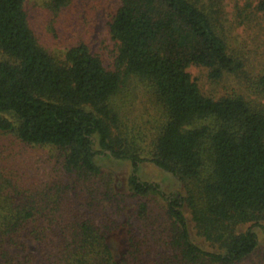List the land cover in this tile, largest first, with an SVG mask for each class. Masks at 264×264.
Segmentation results:
<instances>
[{"label":"trees","instance_id":"16d2710c","mask_svg":"<svg viewBox=\"0 0 264 264\" xmlns=\"http://www.w3.org/2000/svg\"><path fill=\"white\" fill-rule=\"evenodd\" d=\"M221 28L203 0H120L109 24L118 43L112 70L86 44L57 60L39 44L25 0H0V136L57 150L82 181L100 177L103 158L129 161V195L142 200L143 213L148 197L160 198L167 228L149 258L128 224L102 227L80 213L69 185L30 188L0 168V264H239L256 251L254 229L264 235V105L238 93L206 95L189 72L206 68L216 80L242 71ZM128 78L144 83L163 111L147 156L115 133L113 100ZM146 161L177 177L184 193L141 179ZM105 189L106 200L118 196L109 183Z\"/></svg>","mask_w":264,"mask_h":264},{"label":"rangeland","instance_id":"374dc122","mask_svg":"<svg viewBox=\"0 0 264 264\" xmlns=\"http://www.w3.org/2000/svg\"><path fill=\"white\" fill-rule=\"evenodd\" d=\"M212 3L220 14L221 33L226 37L230 51L243 62L237 74L220 79L209 77L202 67H191L189 72L206 95L219 98L233 93L264 105V0H203ZM120 6V0H68L59 10L53 0H25L28 20L39 44L57 60H63L70 48L86 44L99 56L108 69H115L118 43L109 32V24ZM118 113L120 135L125 146L149 155L152 143L163 122V111L149 88L136 78H128L113 100ZM63 157L49 147L25 145L9 135L0 136V168L17 174L30 188L42 189L47 184L69 185L67 196L86 218L105 227L128 224L133 233L145 240L147 257L162 250V238L167 232L165 204L156 197L145 201L144 213L139 212L142 200L129 195L127 178L129 161L115 158L99 160L102 174L99 178L79 180L63 167ZM141 179L158 183L167 194L184 193L183 183L151 162L139 168ZM110 185L114 200L105 199V187ZM256 251L239 264H264V235L259 228ZM207 247L205 243L199 242ZM34 249V248H33ZM38 264V263H36Z\"/></svg>","mask_w":264,"mask_h":264}]
</instances>
